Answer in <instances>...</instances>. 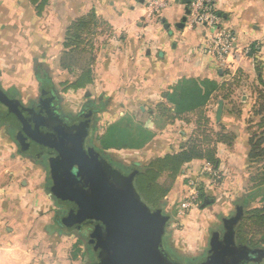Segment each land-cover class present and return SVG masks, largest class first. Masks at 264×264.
I'll return each instance as SVG.
<instances>
[{
	"label": "rangeland",
	"instance_id": "374dc122",
	"mask_svg": "<svg viewBox=\"0 0 264 264\" xmlns=\"http://www.w3.org/2000/svg\"><path fill=\"white\" fill-rule=\"evenodd\" d=\"M183 4L179 3V6L182 7ZM5 7L7 6L0 8V30L5 28L8 32L6 38H3L0 33V52L3 51L1 44L6 41L13 47L14 56L10 63L4 61L6 67L2 66L0 60L2 90L11 95L17 92L27 102L28 96L36 94L35 84L38 83L35 77L38 66L36 61L38 57H44L49 61L48 65L52 72L51 82L61 97L63 109L70 108L72 111L70 113L75 115L87 101L100 102L101 107L104 105L96 123L95 143L99 149L117 160H126L129 167L133 166L134 162L137 167L143 166L157 157L178 151L182 143L194 135L200 138L209 136L212 141H215L218 134L223 132H230L236 137L234 132L227 129V123L222 122L219 114L218 119L217 116L215 117L216 109L213 107L216 106L217 100L224 103V107L220 105L218 110L223 107L226 112H232L237 116L243 113L249 115L245 118V125L250 131V136L256 131L253 125L259 118L254 115L253 106L260 85L256 78L251 81L246 79L247 81L243 82L241 79H245L247 75L242 71L234 73L232 70L228 71L230 75L228 80L209 98L215 101V97L218 96L215 102L211 101L214 106L207 108L209 105L207 101L198 109L186 111L178 116L168 114L170 116L168 117L165 116L164 111L174 113L175 105L167 98L161 101L154 96L148 98L147 102H139L131 96L134 91L127 90L130 86L127 82L128 68H132L136 62L144 59L147 56H144V53L147 51L154 54L158 49L156 37L153 39L146 36V30L143 27L139 30H141L140 35L144 36L128 55V67L124 74L120 72L118 79H99L107 67L105 64L107 59L115 57L120 59L119 50L129 46V42H125L122 37L125 32L116 34L113 26L107 22L108 27L99 25L93 29L79 49L69 50L64 47L65 36L63 39L60 38L61 36L46 37L44 24H40L42 21L35 23L37 19L33 13L31 14L29 6L16 7L20 10H14V16H12L13 10ZM98 16L103 18L102 15L98 14ZM161 19L160 16L147 15V18L142 17L138 21L140 26L159 27L158 24L162 23ZM1 54L4 56L3 52ZM113 68L116 71V66ZM84 69L91 70L94 80L97 75L96 81L82 90L65 89L64 83L75 81ZM226 73L227 71L224 74ZM181 84L178 86L179 90L187 86L186 82ZM108 85L110 94L103 96V87ZM119 94H123V98H119ZM175 94L180 95L176 89L172 91V95ZM243 95L252 98L249 108L243 100ZM140 105L147 107L145 113L141 112ZM159 105H165L167 108L161 110ZM0 110H2L1 107ZM188 125L191 127H187ZM163 128L171 131L167 132L171 133L170 135H163L164 137H168L169 140L175 137L173 144L162 146L155 140L159 147L154 150L145 148L154 141V138L162 135ZM181 130L184 133L180 134ZM13 136L11 125L1 122L0 175L4 177L0 185L1 188H7V192L5 191L4 195L0 194V237L4 241L0 243V254H12L14 259H20L18 264L97 263V256H92V249L79 232L63 228L61 231L56 229L60 228L55 221L62 208H59L47 188V167L42 162L21 153ZM220 153L223 154L222 151ZM131 161L134 162L131 163ZM226 162L221 163L219 160V164L214 165L204 160L198 171L197 167L191 173L185 174L181 182L185 190L182 191L181 197H172L170 193L185 166L175 180L171 179L168 172L163 173L158 180L160 184L170 187L168 194L162 199L166 207L164 212L171 217L164 244L175 251L179 258L188 261L184 264L194 263L203 257L202 252H196L193 249L191 251L189 242L184 239L185 232L191 229L190 223L196 224L203 219L205 227L200 224L202 226L198 229L206 233L205 236L209 239L210 231L222 227L224 218L235 213L236 203L241 205L242 200V203H249L250 206L264 205V184L257 185L254 181L264 175V159L256 162L248 159L241 163L240 159L237 161L235 158L227 159ZM26 168H29L30 176L25 173ZM206 200L208 202H205ZM185 203L191 205L183 208ZM260 237L258 235L257 239ZM171 243L173 248L178 250H174ZM192 256L196 258H190ZM4 264L8 263L4 262Z\"/></svg>",
	"mask_w": 264,
	"mask_h": 264
},
{
	"label": "crops",
	"instance_id": "0c3cea01",
	"mask_svg": "<svg viewBox=\"0 0 264 264\" xmlns=\"http://www.w3.org/2000/svg\"><path fill=\"white\" fill-rule=\"evenodd\" d=\"M147 1L148 0H50L41 16L37 14L30 0H0V6H7L5 8L13 10L12 16H14V10H20V8L16 9V7H20L21 5L26 8L29 6L31 14L33 13V16L37 19L35 23L37 24L42 21L40 24H44L43 28L46 37L57 38L56 36H61L60 38L62 39L65 36L67 26L73 20L95 9L97 15H102L103 18L113 26V30L116 34L125 32L126 34L123 33L122 35L123 40L129 42L128 47H123L122 49L116 48L117 50L120 49V59L116 57L107 59L105 62L107 67H105L99 79H118L120 78V72L124 74L128 67V55L132 52V48L136 47V43L144 36L143 34L140 35L141 30H139L140 27H143L146 30V36H150L153 39L156 37L155 42L158 49L156 53L153 52L154 54H150L147 51L144 53V56L147 55L144 59L136 62L132 68H128L127 82L130 86L127 90L134 91L131 96L135 101L147 102L148 98H153L154 96L161 101L166 100V98L169 100V96L172 95L174 89L179 92L178 86H180L179 84L182 82H186L187 84L192 81H198L201 85L214 82L218 88H220L223 83L228 80L230 76L228 71L230 70H232L233 73L238 71L244 72L247 76L245 79H241L243 82H246V79L250 81L254 80V78H256L257 81L259 75L264 78V0H217V10L220 18L219 27L229 29L235 37L234 51L228 58V64H222L213 56L206 55L199 50V44L205 28H190L187 23L184 28L177 26V24L182 21L189 3L183 2L184 4L182 7L179 6L178 3L171 7L162 16V23L158 24L159 27H144L140 26V21L138 20L142 17L147 18L149 12ZM181 8L183 10H181ZM7 32L8 30L5 28L0 30L3 38H6ZM246 46L252 48L248 55L243 53ZM1 48L3 51L0 52V60L2 66H4V61H8V63L12 61L14 49L6 41L1 44ZM2 52L4 56H2ZM139 52L140 51H138V53ZM2 57H4V59H2ZM36 62L38 64L35 71V77L38 81V83L35 84L36 94L28 96V99L38 94L41 77H48L50 79L52 77L51 68L48 65L49 61H47V59L40 56ZM114 66L117 68L116 71H114ZM4 67H6V65ZM225 71H227L226 74H224ZM97 77L96 75V78ZM96 78L95 80L93 79L94 82ZM123 83L125 84V82ZM108 88L109 85L108 87H103V96L107 94L109 96L110 92H108ZM218 88L213 93L217 92ZM14 94L20 97L17 92ZM118 97L123 98V94H119ZM217 97L218 96L215 97V101ZM21 99L24 100L22 96ZM243 100H245L249 108V104L252 103V98L248 95H243ZM211 101L214 100H208L209 105H207V108L214 106V103H211ZM217 101L218 102H215L217 103L216 106L213 107L216 109L214 112L215 117L219 114L220 118L223 120L222 122L225 124L227 123V129L236 134V139L231 145L219 144V153L217 157L221 163L226 162L227 159L235 158L237 161L240 159L241 163H243L245 160H248L250 131L245 125V118H248L249 115H244L243 113V115L237 116L232 112H226V109L223 108L224 103H220V100ZM220 105L223 107L218 110V106ZM103 106L104 105H102V107ZM139 108L142 113H145L147 110V107L143 105H140ZM68 110L71 111L70 108ZM209 116H211L210 113ZM228 122H230V124ZM187 127H191V125ZM166 129L167 128H163L161 131L162 135L158 134L159 136L154 138V141L145 146V148L154 150L159 147L156 145L155 140L162 146L166 144L170 146L173 144V138L175 137L171 135L173 138L169 140L168 137L163 136L171 134L167 133L171 131H166ZM182 133L184 132L181 130L180 134ZM220 151H222L223 154H221ZM119 161L127 165L126 160ZM133 162L134 161H131V163ZM202 163H204V160H194L185 165L182 173L176 180L177 183L172 193H170L172 197H181L182 191L185 190L184 186L181 184L184 175L191 173L195 170L194 168L197 167L198 171ZM25 173L30 176L29 168L25 169ZM3 177V175H0V183ZM1 187L0 185V194L3 193L4 195L7 188ZM23 190L26 191V189ZM23 195L26 196V194ZM201 221L202 222L197 221L196 224L194 222L190 223V231L185 232L183 236L184 239L189 242L188 245L190 246V250L192 251L193 249L196 252L200 251L202 252L201 255L204 257L209 247V239L205 236L206 233L204 234L203 231L199 230L202 226L200 224H203V227H205V221H203V219ZM2 239L3 238L0 237V243L4 242ZM171 246L173 248L172 243ZM190 258L196 257L192 256ZM4 262L8 264H18L20 259H14L12 254L1 253L0 264H4Z\"/></svg>",
	"mask_w": 264,
	"mask_h": 264
},
{
	"label": "water",
	"instance_id": "95a60500",
	"mask_svg": "<svg viewBox=\"0 0 264 264\" xmlns=\"http://www.w3.org/2000/svg\"><path fill=\"white\" fill-rule=\"evenodd\" d=\"M189 14L187 8L178 27H185ZM0 103L12 110L31 142L58 154L53 164L66 166L55 180L52 193L76 207L63 218L66 226L81 228L90 221L97 224L89 240L98 255L96 264H181L171 258L163 244L171 218L162 209H151L143 203L134 185L136 171L123 175L93 148L85 149L82 132L67 137L43 134L39 125L31 126L20 106L1 91ZM72 170H76V176ZM240 219L237 212L225 221L222 236L212 234L207 256L198 264H244L258 259L257 250L236 243L235 225Z\"/></svg>",
	"mask_w": 264,
	"mask_h": 264
},
{
	"label": "trees",
	"instance_id": "16d2710c",
	"mask_svg": "<svg viewBox=\"0 0 264 264\" xmlns=\"http://www.w3.org/2000/svg\"><path fill=\"white\" fill-rule=\"evenodd\" d=\"M49 1L50 0H30L39 16L44 13ZM99 25L108 27L107 21L98 16L95 10H91L87 14L76 18L66 28L64 47L69 50L79 49L84 43L86 36L90 35L92 30ZM41 81L44 82L43 89H45V87L51 88L54 86L51 79L48 77H41ZM92 82L91 70L84 69L75 81L66 82L64 85L66 86L65 89H74L78 91L85 89L87 85ZM258 82L260 88L257 90V99H254L253 113L259 119L253 125V127H256V131L249 137L248 159L252 162L264 159V78L261 75L258 77ZM217 88L218 86L214 82L205 85H201L198 81L187 83V86L179 90L180 95L175 94L169 96L170 102L175 105V112L169 113L164 111L165 116H168V114L178 116V114L186 111L200 108V106L209 100L210 96ZM159 108L165 110L167 107H165V105H159ZM1 122H4V120L0 119V123ZM235 139V135L230 132L218 134L215 141H212L209 136L200 138L198 135H194L188 141L182 143L178 151L157 157L155 160L143 166L137 167V164L134 162V164H132L133 166H130V168L132 167L131 169L136 171L134 185L143 203L151 209H162L164 211L166 207L164 203H162V199L168 194L170 187H166L158 182L160 176L168 172L171 179L175 180L186 164L197 159L206 160L217 165L219 164V158L217 157L218 145H231ZM254 181L257 185L264 184V175L259 179H254ZM240 203L241 205L238 203L235 205V209H237L236 213H240L241 216L235 229L237 242L242 245L262 248L264 250V205L250 206L249 203H242V200ZM56 229L59 231L62 230V228ZM258 235L261 236L260 239H257ZM164 247L174 261L181 264L188 262L184 258H179L175 251L166 247L165 244ZM89 248L92 249L91 246H89ZM174 250L178 249L176 248ZM92 251V256H95L96 253L94 249H92Z\"/></svg>",
	"mask_w": 264,
	"mask_h": 264
},
{
	"label": "flooded vegetation",
	"instance_id": "af4514ba",
	"mask_svg": "<svg viewBox=\"0 0 264 264\" xmlns=\"http://www.w3.org/2000/svg\"><path fill=\"white\" fill-rule=\"evenodd\" d=\"M44 82L40 81L39 91L35 97L29 98L26 102L21 99L17 94H9L2 90L0 87V91L7 94L9 98L15 101L22 111L24 117L29 121L31 126H36L37 124L40 127V131L44 134H49L50 136L56 135L57 137H67L69 134H78V132L84 133V147L85 149L93 148L96 152L101 154L105 161L113 168L118 169L123 175H129L134 172V169H131L128 165L123 164L115 157H112L110 154L105 153L104 150L99 149V147L95 143L94 133L96 131V123L99 117V113L103 110V107L99 103L94 100L87 101L77 114H72L68 108L63 109V105L61 102V97L59 96L55 86L51 88L43 89ZM0 119L4 120L11 125L13 128V137L16 144L19 146L21 153L30 156L32 159L42 162L46 167L47 173V188L49 190L50 195L55 199V202L61 207V213L56 216L55 224L63 229H70L72 231L79 232L87 241V244L94 249V245L89 244V240H91V235L97 228V224L94 222H88L84 224L81 228H71L64 224L63 218L71 211L76 210V207L73 204H68L65 202H61L58 198H56L52 193V188L55 186V180L61 175L66 166H62L60 162L54 163L58 159V154L47 147H44L41 144H37L35 142H31L30 139L23 133L21 129L20 122H17V119L13 117V112L0 103ZM48 132V133H46ZM57 132V133H55ZM73 176H76V170H72ZM205 202H208L206 200ZM237 213L235 211L234 214L230 215L231 218L235 216ZM228 218H224L222 227H219L216 230L210 231L209 237V247H210V239L214 232H218L220 236L223 235L225 230V221ZM237 224L235 225V229ZM236 239V238H235ZM237 245L246 246L239 244L236 240ZM206 255L202 257L200 260L192 263L198 264ZM249 247V246H246ZM253 250H257L259 254L258 259L251 260L244 264H264V250L262 248L249 247ZM95 252V250H94ZM96 253V252H95ZM97 259L98 255L96 253ZM96 264V263H95Z\"/></svg>",
	"mask_w": 264,
	"mask_h": 264
},
{
	"label": "built area",
	"instance_id": "2783aa9c",
	"mask_svg": "<svg viewBox=\"0 0 264 264\" xmlns=\"http://www.w3.org/2000/svg\"><path fill=\"white\" fill-rule=\"evenodd\" d=\"M183 2L184 0H148V15L162 17L171 7ZM188 8L190 10L186 22L188 27L205 28L199 50L206 55L213 56L222 64H228V58L234 51L235 37L229 29L219 27L217 0H190ZM251 49L250 46H246L243 53L248 55ZM189 205L191 204L185 203L183 208Z\"/></svg>",
	"mask_w": 264,
	"mask_h": 264
}]
</instances>
